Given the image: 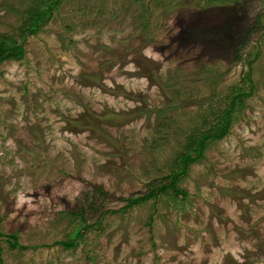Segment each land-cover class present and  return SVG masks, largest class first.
Returning <instances> with one entry per match:
<instances>
[{
	"label": "rangeland",
	"instance_id": "rangeland-1",
	"mask_svg": "<svg viewBox=\"0 0 264 264\" xmlns=\"http://www.w3.org/2000/svg\"><path fill=\"white\" fill-rule=\"evenodd\" d=\"M42 1L0 0V38ZM22 46L0 63V264H264V0H62ZM235 88L183 194L125 209Z\"/></svg>",
	"mask_w": 264,
	"mask_h": 264
},
{
	"label": "trees",
	"instance_id": "trees-1",
	"mask_svg": "<svg viewBox=\"0 0 264 264\" xmlns=\"http://www.w3.org/2000/svg\"><path fill=\"white\" fill-rule=\"evenodd\" d=\"M61 1L62 0L42 1L39 9L32 12L29 22L25 24V28L21 32V37L23 38L21 39L22 42L17 43L13 37L4 36L0 38V63L9 59H15L17 57L21 58L23 56L24 49L22 45L25 41L26 34H36L37 31L45 25V23L50 18L52 11L58 7ZM248 82L250 83V86H252L249 77ZM234 93L235 95L232 96L228 108L221 113V115L219 116V120L216 122V125H214L210 131L202 134L198 139H194L191 144L192 148L190 149V152L184 153L179 157V162L181 165L180 170L169 175V181L167 183L152 187V189H150L142 198L128 200V204H126L125 209H129L135 204L145 202L151 198H156L162 191L165 192L167 190H172L177 194H183V191L177 189V187L175 186V182L180 179L181 176L187 173L190 164L198 162L203 157L204 150L210 140H221L226 137L231 127L233 112L236 103H240L243 98L251 95L252 92H246L241 88H235ZM192 153L194 154V156L192 155ZM0 235L2 236L3 234L0 233ZM79 235L80 234L78 232L75 239L67 242H61L60 244H62L65 248H72L75 246L76 239L80 238ZM8 238L10 248H22V246L18 244L17 238L14 234H9Z\"/></svg>",
	"mask_w": 264,
	"mask_h": 264
}]
</instances>
